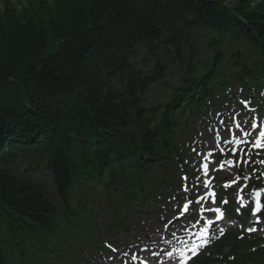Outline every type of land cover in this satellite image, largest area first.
<instances>
[{
  "label": "trees",
  "instance_id": "obj_1",
  "mask_svg": "<svg viewBox=\"0 0 264 264\" xmlns=\"http://www.w3.org/2000/svg\"><path fill=\"white\" fill-rule=\"evenodd\" d=\"M239 89H264V0H0V264L73 263L98 215L155 205ZM236 243L193 264H264Z\"/></svg>",
  "mask_w": 264,
  "mask_h": 264
},
{
  "label": "rangeland",
  "instance_id": "obj_2",
  "mask_svg": "<svg viewBox=\"0 0 264 264\" xmlns=\"http://www.w3.org/2000/svg\"><path fill=\"white\" fill-rule=\"evenodd\" d=\"M237 98L239 96H236ZM236 108L239 110L240 108L235 105ZM232 108V106L230 105L228 107L229 112L231 111L230 109ZM238 110H234L232 113L230 112L229 114L223 112L222 114L225 115V117H227L228 119V126L231 125L232 120L230 118H237L238 117ZM242 114L244 115V118L247 119L249 121V124H251L252 119L257 120L255 115L249 114L246 112H242ZM264 116V115H263ZM213 128H212V135L210 136H206L202 134H198L200 132L197 131V135H195L196 138L200 139V137H202V139H200L198 141V147L197 146H192L190 144V149L186 148V155L189 156V158H193L194 159V163L197 164V166H192L194 167V175L198 178L197 179V184L198 187L200 188V192L204 193L206 190L201 187V180L206 181V177L203 176L204 171H201L200 169V164H201V160L203 158H208L209 161H215V154L216 153H220L218 152V147L219 148H224L225 152L223 153L224 157H226L225 153L226 150L229 149V145L227 143L224 142V135H222V133H226V129L223 128V126L220 125L219 120H215V118H213ZM239 119V118H238ZM264 119V117H263ZM233 126V125H231ZM214 129V130H213ZM216 136V137H215ZM194 137V135H193ZM214 138L217 139H221L219 145L213 144V141H215ZM229 139H235L234 135H231L229 137ZM202 141L203 143L201 144ZM201 146H203L201 148ZM196 148L195 152H191V148ZM207 147V149H206ZM232 148H239V146L232 144L231 145ZM203 150V151H202ZM197 153V154H196ZM210 155H212L210 157ZM212 165H215V167H211ZM209 172H210V177L215 179L217 178L218 173L221 174V176L224 178L223 180H227L229 182L233 181L235 179L236 176V172H235V167H230L229 165L224 167V169H220V170H216L217 167V163H212L209 165ZM258 168L262 171V174H264V164H259ZM203 174V175H202ZM261 174V175H262ZM245 175H250L252 177L251 181L248 180H243L242 183L244 184H250L252 182H254L256 180L254 174L250 171H248ZM209 177V178H210ZM262 180H261V185L264 188V175H262ZM232 187H235V185H232ZM242 195L245 196V199L248 200V194L242 193ZM206 207L205 202H201L200 203V208L198 209V218L196 223L189 221L187 223H183L180 224L179 223H174L172 224V222H169V220H171L173 218V215L176 214L174 212V214H170L169 216L166 215L168 213L164 212V211H160V213H158V216H156V210L154 211V214H142V218L141 216H138L137 214H134L131 218L130 221V228L127 231H123V232H119L118 234H114V231H112L111 227L114 224L113 219H116V217L114 218L112 215L113 213L109 212H105L104 215L101 214L98 218L100 221L99 227H98V235L101 236V239L105 240V242L110 243L112 246L117 247V249H119L120 247H124V250L127 251L126 255L127 256H131V258H134V262H136V260H140L141 262H147L148 264H159L164 260V257H166V253L170 252V248L174 247L169 244H166L167 242H169L170 240H168L167 236L168 235H173L174 237L176 236H187L190 233H196L198 237H200V233L201 230L203 228H206L205 226V218L202 215L203 213L200 214V211L202 210L201 207ZM214 206V205H213ZM161 218H165V221L162 222ZM170 218V219H169ZM212 218L214 219L215 216H212ZM145 221H147L146 223H144ZM169 222V223H168ZM226 224H230L233 225L232 228L229 229V233L236 235V233H239L242 231L241 226L239 224H234V222L232 221H225ZM220 227H222V225L220 224ZM225 228V227H222ZM111 229V230H110ZM216 229V228H214ZM213 229V231H214ZM217 232V230L215 231ZM216 235L221 238V235H218V233H216ZM100 236H97V239H100ZM255 236H264V232L262 229H260L259 233H257ZM218 238V239H219ZM218 239H211L208 243L207 246L205 248H209L211 246V244L215 241H217ZM139 244V245H138ZM134 245H137L136 247ZM239 246L243 247L242 244H239ZM204 248V249H205ZM179 250V249H178ZM232 249L231 247H227L225 249V252L231 253ZM158 254V255H157ZM99 255V254H98ZM102 255H106L107 260L111 257H113L112 255L109 254H102ZM136 257V258H135ZM101 254L98 256L97 261L101 262ZM84 261L85 264H97V262H95L93 260V257L91 256H84ZM111 263V262H110ZM170 264V262H168ZM178 261L172 260L171 264H177ZM106 264H109V262H106ZM112 264H117L112 263Z\"/></svg>",
  "mask_w": 264,
  "mask_h": 264
},
{
  "label": "snow or ice",
  "instance_id": "obj_3",
  "mask_svg": "<svg viewBox=\"0 0 264 264\" xmlns=\"http://www.w3.org/2000/svg\"><path fill=\"white\" fill-rule=\"evenodd\" d=\"M245 105V108H247V102H242ZM254 111V110H252ZM223 124V122H221ZM233 126L235 128V139H229V137L232 135V126L224 125V128L226 129V133H222L224 135V142L229 145L230 154L233 156H237L238 159H228L224 160L223 153L225 152L224 148H221L220 154L217 155L216 160L217 162H220V168H224V164L226 163L230 167H236L237 168V175L235 176V179L231 182L225 180V183L222 185L223 188H231V191L236 194L237 197V203L238 207L236 211L239 213L241 208L247 207L249 204V201L245 199L244 195H241V193L249 194L250 195V201H251V212L253 217L256 219L257 223H260L261 217H264V202H262V195H264V189H258L255 191L249 192V189L251 188V184H244L242 183L243 180L251 181L252 177L250 175H245L243 172L239 171V168L241 166L249 167L253 166L256 163L264 164V160H258V161H251V165L249 164V161L251 160V155L253 152V149H264V123L258 124L255 119H252L251 124H249V121L244 118L243 114H240V119L238 122H234ZM215 141H213V144ZM235 144L237 146H241L239 150L236 148H232L231 145ZM240 152H243V155H240ZM256 155H259L260 153H255ZM205 171L207 172V169L210 167L209 165L205 164L203 165ZM211 167H215V165H212ZM256 169L253 167V174H255ZM264 175V174H262ZM187 179V177H185ZM231 185H235V187H231ZM201 187H203L206 190L207 182L201 180ZM215 193H213V196ZM204 197L201 196L198 200H191L188 203L183 205V213L185 214V220L191 221L198 218V209L200 208L201 200H203ZM216 202L213 200L209 205V210L213 211L214 216L216 219L223 220L224 218V212L222 208L217 205L215 208H213V205ZM229 203V200L227 197H225L220 204L227 205ZM209 224H212V221H209ZM215 227L220 235H223L224 229L219 227V225H213ZM256 229L252 228L249 229V231H255ZM219 237L216 235L215 231L210 232L208 228H203L200 233V240L202 243L196 244L194 243V246L192 248H189L187 251L192 252L195 254L199 251L201 247H204L207 245L210 239H218ZM158 255V254H157ZM166 255L168 257H172V252H167ZM185 253L180 252L179 256L181 259L179 260L178 264H184L183 257ZM171 264V262H170Z\"/></svg>",
  "mask_w": 264,
  "mask_h": 264
},
{
  "label": "bare ground",
  "instance_id": "obj_4",
  "mask_svg": "<svg viewBox=\"0 0 264 264\" xmlns=\"http://www.w3.org/2000/svg\"><path fill=\"white\" fill-rule=\"evenodd\" d=\"M229 93H232V92L229 91ZM232 94H239V92L232 93ZM214 105L215 104H213L210 107H208V109H206V113H208L214 107ZM200 121H201V124L198 126V130H199L200 134L201 135L203 134V136L204 135H210V133H212V128L213 127H206L205 122H203L202 120H200ZM181 243H182V241H179L177 243V245L179 246V245H181Z\"/></svg>",
  "mask_w": 264,
  "mask_h": 264
}]
</instances>
